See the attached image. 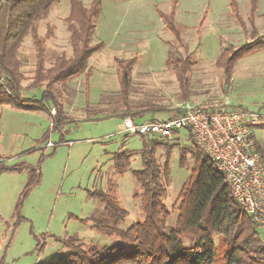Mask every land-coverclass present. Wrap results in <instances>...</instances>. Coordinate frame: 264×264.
<instances>
[{"label":"rangeland","instance_id":"rangeland-1","mask_svg":"<svg viewBox=\"0 0 264 264\" xmlns=\"http://www.w3.org/2000/svg\"><path fill=\"white\" fill-rule=\"evenodd\" d=\"M81 1L87 7L93 0ZM69 10L70 0H58L37 21V31L42 37L47 25H53L52 35L44 38L46 67L61 52L67 56L72 53L65 21ZM170 14L180 40L168 27ZM263 14L264 0H256L253 14L250 0H101L92 43L101 42L103 47L89 59L88 75L81 74L64 85H56L67 114L61 132L52 129L51 118L45 110L0 106V166L39 163L40 167L39 183L21 200L16 213L27 171L4 169L0 172V253H4V264H46L56 260L64 249L47 235L77 234L85 243H109L105 235L80 221L101 209L98 200L87 194V189L105 188L109 177L117 179L120 201L127 210L120 226L127 228L142 218L138 202L132 198L137 190L134 179L129 171L115 176L109 157L110 152L127 148L135 152L131 168L140 166L138 152L143 143L139 135L122 130L126 112L144 109L133 117L141 119L153 114L156 119H163L174 116L185 104L228 101L231 109L261 115L253 135L264 160V48L238 59L229 80L216 65L223 49L238 48L252 37H264ZM3 19L2 13L0 25ZM18 55L24 72L21 96L39 99L42 88L29 85L34 72V47L29 34ZM131 58L134 61L129 69L130 92L126 105L119 95L116 59ZM172 58L190 60L187 85H180L176 79L169 60ZM87 100V115L109 117L87 119L84 108ZM47 141L54 145H47ZM170 141L178 144H173L171 149L163 201L171 214L167 223L172 225L177 196L192 164L190 153L186 155L185 165L179 164V147L190 150L193 145L183 128L175 131ZM156 155L162 162L163 146L157 148ZM256 228L264 242V230ZM44 240L45 247L39 251L37 243ZM184 241L193 243L189 239ZM213 241V264H226L228 245L220 234H214Z\"/></svg>","mask_w":264,"mask_h":264},{"label":"trees","instance_id":"trees-1","mask_svg":"<svg viewBox=\"0 0 264 264\" xmlns=\"http://www.w3.org/2000/svg\"><path fill=\"white\" fill-rule=\"evenodd\" d=\"M58 0H0V106L10 105L25 110L49 111L52 129L61 132L67 117L56 85H64L73 77L88 75V63L92 55L99 51L101 42L92 43V34L96 27V18L101 11V0H93L85 6L81 0H70L69 14L65 17L71 55L58 54L50 66L46 67L44 38L50 37L53 25L48 24L44 36L37 31V21L45 17L52 5ZM251 13L256 8V0H250ZM233 11L241 21L234 2ZM264 19V14H263ZM168 27L180 40L170 14ZM30 35L34 47V72L31 87L42 88L39 99L23 98L21 82L24 79L19 49L27 35ZM264 48V37H255L238 48L222 50L216 65L221 67L226 80H229L232 68L242 56ZM171 69L179 84L187 85L191 62L188 58H172ZM134 58L116 59V73L119 80V95L128 105L130 92L129 69ZM55 85V86H54ZM144 109L126 112L143 113ZM126 114V115H127ZM98 118L99 114H92ZM96 116V117H95ZM125 117V116H124ZM143 143L139 150L140 166L131 168L135 152L120 148L112 153L113 174L123 175L129 171L136 184L132 198L138 202L142 218L127 228L120 225L127 216L119 192L118 181L110 177L105 188L87 189V194L98 200L101 209L94 214L81 218L80 221L105 235L109 243L90 241L85 243L77 234L64 237L47 235L58 241L64 249L54 261L46 264H213L215 255L214 234H220L228 245L226 264H264V242L254 222L240 211L236 200L223 183V174L216 164L193 149L179 147V164L185 165L186 155L190 153L192 164L187 179L182 184L177 203L174 207V222L167 223L171 215L163 201L169 180V159L173 143L171 139L146 138L140 136ZM62 134L60 133V140ZM61 142V141H60ZM159 146L164 148L163 161L156 152ZM259 150V147H256ZM263 152H261V156ZM4 169L27 171V181L17 202L15 213L21 200L28 191L40 181L39 163L35 166L21 164L13 167L1 165ZM20 219V216L18 217ZM45 239V238H44ZM185 239L193 243L185 244ZM46 241L37 243L42 251ZM4 253H0V264H4Z\"/></svg>","mask_w":264,"mask_h":264},{"label":"built area","instance_id":"built-area-1","mask_svg":"<svg viewBox=\"0 0 264 264\" xmlns=\"http://www.w3.org/2000/svg\"><path fill=\"white\" fill-rule=\"evenodd\" d=\"M260 119L256 112L231 109L228 101L205 100L185 104L174 116L163 119L135 122L125 116L121 126L127 134L163 140L186 129L195 150L214 162L223 174V183L240 211L264 230V160L253 135ZM46 144L54 145L51 141Z\"/></svg>","mask_w":264,"mask_h":264},{"label":"crops","instance_id":"crops-1","mask_svg":"<svg viewBox=\"0 0 264 264\" xmlns=\"http://www.w3.org/2000/svg\"><path fill=\"white\" fill-rule=\"evenodd\" d=\"M89 106H88V100L87 101H85V104H84V108H85V114L87 115V108H88ZM72 108L74 109V108H76V105H75V103H73L72 104ZM81 108V107H80ZM66 110V109H65ZM54 112V109H52V110H50V112L49 111H46V113L49 115V117H50V113L52 114ZM178 112V110L177 111H175V114ZM66 113V112H65ZM67 115V114H66ZM88 116V118L87 119H100V118H105V117H109V116H105V115H100V116H98V118H91V117H93V116H90V115H87ZM127 116H130L135 122H146V121H151V120H154V119H156V116L155 115H153V114H151L150 115V117H142L141 119H135L134 117H132L131 115H128L127 114ZM96 117V116H95ZM124 117V116H123ZM122 117V118H123ZM117 150H119V148L117 149ZM117 150H115V151H117ZM115 151H112V152H110V154H109V157H110V159H111V156H112V153L113 152H115ZM112 161V160H111Z\"/></svg>","mask_w":264,"mask_h":264}]
</instances>
